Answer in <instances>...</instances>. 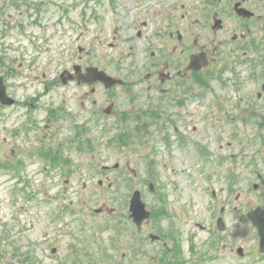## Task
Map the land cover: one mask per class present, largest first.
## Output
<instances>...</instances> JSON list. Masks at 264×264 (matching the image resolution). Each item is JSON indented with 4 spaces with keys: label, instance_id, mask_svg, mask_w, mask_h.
Instances as JSON below:
<instances>
[{
    "label": "rangeland",
    "instance_id": "374dc122",
    "mask_svg": "<svg viewBox=\"0 0 264 264\" xmlns=\"http://www.w3.org/2000/svg\"><path fill=\"white\" fill-rule=\"evenodd\" d=\"M43 2L40 18L44 16V23L40 21V26L31 27L29 42L14 28L0 43V75L5 77L10 94L13 91L18 99L32 94L41 97L35 109L23 104L12 107L0 103V264H75L74 258L78 259L76 264H138L130 263L131 259L118 263L123 252L121 249L111 250L112 231L101 229L99 225L106 223L109 210L115 209L119 215L127 211L134 189H147L143 180L153 181L169 200L176 196V205L189 211L188 218L193 217V229L196 222L215 227L214 216L219 215L216 207L222 205L221 200L229 202L230 208L224 217L228 225V230L224 231L227 250L232 246H243L245 255L229 252L228 256L226 253L220 264H264L256 229L246 216L247 211L257 205L264 208V191L261 187L254 188L259 181L256 169L264 174V135L255 122H240L239 116H246L243 110L247 106H253L255 114H264V50L261 49L264 33L261 30L247 33L236 25L235 0H221L218 5L207 0H154L155 6L160 5L161 21L167 17L163 5H169L175 11V28L190 34L192 44L197 41L198 45L214 51L218 65L244 54V48L238 45L243 42L241 38H232L235 33L246 32L245 44L254 39L260 50L250 47L249 51L254 52L243 55L246 64H236L235 74L230 71L224 74L225 86L214 81L213 91L204 97L209 105V117L230 122L224 127L223 151H238V154H225L224 166L220 169L210 167L209 172L199 168L187 172L183 166L190 161L184 157L178 158L176 172L151 170L150 162L155 161V157L143 147H153L152 144L143 145L136 139L129 146H120L110 143L108 139L113 135L110 133L92 138V150L88 149L85 139H79L84 144L78 149L77 142H69L73 137L72 124L60 119H46L47 109L62 104L59 90L68 93L74 89L61 87L53 77L59 76L63 66L70 68L72 60L79 61V46L87 50L81 53L83 61L105 65L113 74L122 77H125L126 68L141 70L140 75H143V65L139 62L144 53L151 60L150 52L156 48L153 38L148 43L137 37L143 22L137 23V28L135 25L121 26L119 20L113 23L111 19L105 21L106 25L94 21H89L86 26L83 23L74 25L73 10L68 12L69 18L58 21L59 5L68 7L81 3L93 7V4L107 5L108 1L35 0L34 3ZM144 2L148 3L147 0ZM19 9L28 12L19 16ZM12 12L18 21L27 20V16L31 19L37 11L32 5ZM216 15L224 20V27L218 30L212 28ZM161 25L164 28L165 25ZM142 40V48H139ZM21 54L26 56L25 60L20 58ZM184 54L178 45L176 57L182 58L179 56ZM12 57L17 58L18 70L14 75ZM31 60L35 66L26 68ZM21 62L25 63L23 67H19ZM133 62V68L127 67V63ZM43 73L47 74L44 81ZM234 78L238 79L237 83ZM15 83L19 85L15 87ZM45 85H50L47 93L44 92ZM122 91V88L115 90V99L119 103L125 101ZM259 91L263 92L261 98L257 96ZM67 102L76 109L80 107L75 99ZM260 119L257 117L258 121ZM235 131L237 135L233 137ZM209 141L216 152L221 151L217 143H212L211 137ZM34 148L37 151L31 154ZM160 149L163 152L162 147ZM52 151L59 152L68 161L61 167L50 166L45 154ZM116 163L120 164L119 168L115 167ZM105 164L110 168L103 169ZM208 174L217 176L213 180L218 187V203L212 198V187L206 194L207 185L202 184ZM229 175L237 180L236 185L224 184ZM172 181H179V184ZM226 191L229 192L227 196ZM146 194L149 196V191ZM101 208L103 212L97 213L96 210ZM208 230L196 228V232H200V242L209 235ZM30 250L31 261L25 263L29 260L25 255Z\"/></svg>",
    "mask_w": 264,
    "mask_h": 264
},
{
    "label": "flooded vegetation",
    "instance_id": "af4514ba",
    "mask_svg": "<svg viewBox=\"0 0 264 264\" xmlns=\"http://www.w3.org/2000/svg\"><path fill=\"white\" fill-rule=\"evenodd\" d=\"M107 1V5L93 4V7L81 3L69 5L68 7L59 5L58 21L69 18L68 12L72 10L76 18L74 25L83 23L86 26L89 21L106 25L105 21L111 19L110 22L113 23L119 20L122 23L121 26L135 25L137 28V23L142 21V28L138 30L137 37L147 40L148 43H151L150 39L153 38L156 48L150 52L151 60L144 53L139 62V65H143V75H140L141 70L126 68L125 77H122L123 75L121 74H113L111 69L105 65L100 66L96 62L83 61L81 53L87 50H85L84 46H79V61L72 60L70 68L65 65L62 69V72L65 71V76L69 78L68 81L64 82V77L61 75L62 72L58 77H53V79L55 78L54 82L57 81L61 87H73L74 89L68 90V93L59 90L62 104L54 109H47L46 119L49 121L60 119L72 124L74 126L71 130L73 137L69 142H77L78 149L83 147L84 144L79 139H85L88 149L92 150V138L107 136L110 133L113 134L108 139L110 143L115 142L120 146H129L136 139L143 145L152 144L153 147H143L148 148V153L155 157V161H147L151 163L149 166L151 170L158 168L159 170L166 169L176 172L179 168V166H176L179 157H184L190 161V163H185L183 166L187 172L193 168L208 171L210 167L213 169L223 167L225 154L232 156L238 154V151H223L224 127L230 122H226L223 118L209 117V105L207 99L204 98L206 93L213 91L214 84L210 82L215 79L214 75L223 70L221 62L220 65H218V62L215 63L216 53L202 45H198L197 41L192 44L190 34L183 33L175 28V11L169 5H163L164 10L167 11V17L161 21V14L159 13L161 8L159 7L160 5L155 6L154 0H147L148 3L144 2L146 0ZM238 1H241L245 7L255 12V14L249 19L236 15V25L239 28H244L248 25L247 29L249 32L253 29V32L261 30L264 33V0ZM34 2L35 0H0V43L2 42L1 39L6 38L14 27L23 29V22L27 25H33L40 21L44 23V16L42 18L40 16L45 2L37 4ZM32 5L38 12H35L36 16L33 14L31 19L27 16L25 21H17L13 17L14 12L12 10L16 11L18 8ZM126 10L133 14H138L130 15ZM27 12L19 9L18 15L24 16ZM130 17H132V20L129 19ZM152 21L153 23H151ZM162 23L165 25L164 28L161 25ZM61 36L62 33L60 31ZM23 38L30 40L27 35ZM239 38L243 42L238 45L240 48H245L247 44H245L246 34L244 32L241 33L236 40ZM128 40L130 41L131 39ZM144 40L139 42V48H142L141 43ZM252 42L256 43L255 40ZM178 45H181V51L185 53L179 56L182 57L179 59L176 57ZM90 51L88 50V53ZM195 52H206L209 65L200 69L190 68V57ZM247 54L248 52L244 50V55ZM0 58L2 59L1 56ZM20 58L25 60L26 56L21 54ZM16 59V57H12V75L18 70ZM27 64L26 68L35 66L32 60ZM24 65L25 63L21 62L19 67ZM92 66L110 75L123 78L124 81L113 85H108L101 80L95 79L93 82L82 81L85 78L93 79V76L87 74L88 67ZM134 66L135 62L132 64L127 63V67L133 68ZM46 77L47 74L43 73L42 80L44 81ZM142 82L146 84L142 85ZM15 84V87L19 85ZM118 88L123 89L122 99L125 100L124 103H119L115 99V90ZM49 90L50 85H45L44 92L47 93ZM12 96L18 97L13 91ZM39 99H41L39 95L32 94L23 99L17 98L16 102L9 106L13 107L23 104L35 109L38 106ZM71 99H75L79 104L80 107L78 109L68 104L67 100ZM199 102H201L200 105ZM243 112L246 116L241 117L240 114V122L257 123V114H255L253 106L245 107ZM48 125L47 128L49 127ZM258 127L264 129V126L260 124ZM236 135L235 131L233 137ZM209 137L213 139V144L217 143L219 145L220 152H216L212 147ZM158 147L159 149L156 150ZM161 147L164 154L160 149ZM36 151V148H34L31 154ZM45 158L50 161V166L57 167L63 166L68 161L56 151L45 154ZM105 167L106 164L103 165V169ZM115 167L119 168L120 164H115ZM108 168H110V165L106 169ZM216 177V175L208 174L205 180H202V184L207 185L205 187L206 194H208V188L212 187V198L218 203V187L213 180ZM191 182L189 181V183ZM143 183L146 185L145 180H143ZM172 183L178 185L179 181H172ZM196 183L199 184V181L197 180ZM237 183V180L230 175L227 182L224 181V184L232 186ZM146 191H149V196ZM141 192L151 211V217L143 221L142 224L138 225L133 221L128 211L129 207L122 215L111 211L107 212L108 217L105 219V224L106 228L112 231L110 235L111 249H121L123 252V255L121 254V257H119L118 263L131 259L130 263L137 262L138 264H220L224 254L226 255L227 253L230 256V253H237L238 247L232 246L229 251L227 250L228 245L225 242L224 231L228 228L221 229L218 224L212 228L196 222V226L193 229V217L191 216V219L188 218L187 214L189 211L176 205V196L169 200L168 197L164 196L163 190H159V187L155 185L153 187L148 186V189H142ZM225 195H229V192L226 191ZM166 200L171 204V217L165 210ZM221 203V206H215L216 209L219 208L217 218L219 216L225 217V213L230 208L229 202L221 200ZM234 208L238 209L237 206ZM215 219L216 217L214 216ZM196 228L202 231L209 229V235L205 240L199 241L200 232H196ZM83 230H81L82 233ZM209 237L210 239L207 240ZM75 252L79 254L78 250H75ZM77 260L73 259L75 264Z\"/></svg>",
    "mask_w": 264,
    "mask_h": 264
},
{
    "label": "water",
    "instance_id": "95a60500",
    "mask_svg": "<svg viewBox=\"0 0 264 264\" xmlns=\"http://www.w3.org/2000/svg\"><path fill=\"white\" fill-rule=\"evenodd\" d=\"M202 59V56L199 55H193L192 61L190 63V66H197L199 67V63ZM64 75V74H63ZM88 75L93 76V79H101L105 81L106 84L112 85L113 83L120 81L114 77H111L107 75L104 71L98 70L96 67H90L88 68ZM91 79H85L87 81L93 80ZM0 100L3 103L12 104L14 101L12 97H10L7 93V87L4 82V78L0 76ZM131 210L133 211V215L135 218L139 217L137 221H140L142 218L147 217L149 212L145 209V204L142 201L140 197V192H135L132 202H131ZM249 219L252 220L253 224L257 227L258 232L260 234V249L264 251V210H262L261 207H257L254 210H251L248 213ZM221 224L222 221L220 222Z\"/></svg>",
    "mask_w": 264,
    "mask_h": 264
}]
</instances>
